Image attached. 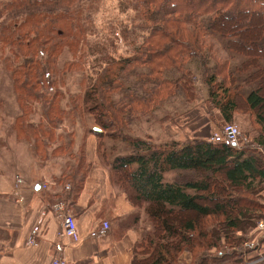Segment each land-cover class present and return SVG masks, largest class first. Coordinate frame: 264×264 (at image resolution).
<instances>
[{
  "label": "trees",
  "instance_id": "trees-1",
  "mask_svg": "<svg viewBox=\"0 0 264 264\" xmlns=\"http://www.w3.org/2000/svg\"><path fill=\"white\" fill-rule=\"evenodd\" d=\"M85 1L0 0V48L13 53L5 68L11 73L21 107L13 129L18 140L31 142L40 157H46L55 139L61 143L52 147L51 153L64 152L58 130L70 108L61 105L59 87L74 63H64L61 69L56 57L64 47L75 50L84 42L81 11L74 10V4ZM130 1L133 10L144 15L156 11L160 18L149 21L151 25L146 23L141 32L136 27L128 29L138 42L134 55L106 62L94 71L93 84L81 94L82 103L93 110L103 133L120 135L136 116L149 113L154 103L169 96L193 97L195 76L186 64L203 50L206 58H200V74L207 87L203 102L208 115L212 109L218 110L226 123H232L237 115L250 114V124L260 128V135L240 147L200 138L160 146L128 133L121 135L132 144L134 153L115 157L111 170L117 181L131 190V200L145 204L153 224L146 243H140L145 256L134 257L131 264H184L180 260L183 252L190 254L188 264H264V247H259L264 237L251 248L248 239L240 235L248 234L264 215V65L259 61L264 60V46L260 45L264 0ZM214 33L226 39L227 49L247 57L240 71L253 66L248 78L256 86L246 95L235 84L228 54L226 58L214 56ZM209 60L213 61L210 66ZM165 71L177 76L166 77ZM115 94L120 96L116 101ZM36 102L43 103L46 124L30 119ZM77 106L80 103L74 104ZM102 132L94 134L100 137ZM242 138L239 135L237 142ZM81 147L76 169L64 177L71 188L55 200L65 205H71L82 189L90 165L85 145ZM134 164L136 168L131 170ZM168 171L177 173L171 181H164L163 174ZM224 244L234 251L239 247V253H219Z\"/></svg>",
  "mask_w": 264,
  "mask_h": 264
},
{
  "label": "rangeland",
  "instance_id": "rangeland-1",
  "mask_svg": "<svg viewBox=\"0 0 264 264\" xmlns=\"http://www.w3.org/2000/svg\"><path fill=\"white\" fill-rule=\"evenodd\" d=\"M131 7L133 8L130 0H87L79 3L78 6L74 4V10L80 9L81 11L84 26V42L82 41L75 50L64 47L56 57L57 65L61 69L64 63H74L70 67V70L62 76V84L59 87L63 93L61 105L70 108L68 115L63 119L62 126L58 130L64 143L62 146L64 152L62 154L55 155L51 153L52 147L60 145V140L55 139V141L51 142L47 148L46 157H40L31 142L18 140L16 137L13 124L15 119L21 114V107L12 84L11 73L5 68L7 58H13V53L8 51L7 47L0 48V153H4L5 155V162L0 159V169L12 180H20L17 178L22 179L30 176H33L35 180L37 174L39 178L44 175L48 177L53 175V180H57L60 176L61 182H65V174L72 173L76 169V161L79 151L81 152V146L84 147L85 145L86 154V141H89V136L93 140L92 150L96 158L110 167L115 157L134 153L132 144L125 141L124 137L121 136L122 134L128 133L131 137L139 136L160 146L164 143L176 141L168 136L171 135V131H174V135L177 134V142L180 141L179 143L181 144L192 139L194 135L197 138L208 139L210 141L213 135H220L219 130L225 121L218 110L216 111L219 115L213 113L214 109L211 110L212 115H208L203 102L207 98V87L203 83L200 74V58L205 61V50L200 54L194 55L186 64L195 76L193 87L191 88L193 97L176 94L162 99L152 105L149 113L140 114L130 121L131 123H128V130L120 131V135L115 134L113 137L106 135V132L103 133L102 129L96 124L95 113H92L93 110H90L86 104L82 103L83 98L81 97V94L85 90L88 91L93 84L96 76L94 71L99 70L106 62L113 61L114 58L132 57L135 47L138 46V42L133 39L128 29L136 27L135 30L141 32V29L144 30L142 27L146 23L147 26L151 25L152 23L149 21L154 18H160L158 14H154L156 11H150L144 15L139 11L133 10ZM144 11L146 12L147 10L144 9ZM141 38L140 36V41ZM211 39V46L216 50L214 56L220 58L224 56L226 58L225 53L228 54L229 70H231L234 76L235 84L238 85V89L243 95L247 94L256 86V82L248 78L254 70L253 66L247 70L240 71L238 68L246 56L231 51L230 57L228 50H226L225 38L214 33ZM260 45L264 46V36ZM222 48H224V51ZM259 61H261L260 64L263 66L264 60L260 59ZM212 64L213 61L209 60V64L207 65L210 66ZM164 75L173 78L177 76V73L165 71ZM89 96H92L91 93H89ZM119 97V95L115 94L113 98L116 101ZM79 103V108L78 106L75 108L74 104L79 105ZM42 104V102L34 103V110L30 114L32 122L42 120L43 123H47V119L43 115ZM251 121L252 115L250 116V114L237 115L236 119L233 120L232 124L238 127L240 131L239 135L243 137L237 142L238 147L242 143L246 145L250 144L252 139L260 135L259 126L257 124L251 125ZM92 125L95 128L91 131L90 127ZM69 131L71 132L70 137L68 136ZM95 131L102 132V135L97 137L94 134ZM148 136L154 137L151 140ZM135 168L132 165L131 170ZM60 169L61 173L59 174L57 171ZM64 170L66 172L62 175ZM75 171L77 172V170ZM76 177H79L78 172ZM48 182L50 181H42L43 187L47 186ZM16 183L19 185L18 182ZM119 183L122 186L126 185L120 181ZM64 185L65 191H67L68 185L71 187L70 183ZM254 231L255 227L246 235L240 234L243 235L242 237L248 239L247 245L249 244L251 248L253 247V243L250 241L251 237L258 233L257 231L254 233ZM238 234L235 236L239 237L240 235ZM244 245L242 244L243 249ZM138 246L139 252L142 253L140 244ZM259 247H264V243H260ZM239 249L238 247L234 251L224 244L223 247L219 248L218 252L228 255L235 252L239 253ZM144 255L142 253L141 257ZM224 263L232 264L231 261Z\"/></svg>",
  "mask_w": 264,
  "mask_h": 264
},
{
  "label": "crops",
  "instance_id": "crops-1",
  "mask_svg": "<svg viewBox=\"0 0 264 264\" xmlns=\"http://www.w3.org/2000/svg\"><path fill=\"white\" fill-rule=\"evenodd\" d=\"M226 50L231 57V51L234 50ZM245 60L246 57L242 62ZM213 113L219 115L216 110ZM93 128L92 125L91 131ZM168 136L178 141L174 131ZM148 137L152 140L154 136ZM89 138L85 157L90 165L83 179L84 186L73 203L66 205L67 211L73 214L77 222L79 241L76 243L59 235L62 219L50 208L55 200L70 190V185L67 191L64 190V184L69 182H61L60 176L53 180V175L39 178L37 174L35 180L30 176L22 179L18 177L20 180L14 181L0 169V264H49L53 258L62 259L65 264H131L134 257L142 258L143 252L140 253L136 245L153 231V224L145 213V205L135 204L131 200V190L117 181L111 166L96 158L92 150V137ZM0 159L5 162L4 153H0ZM57 172L60 174L61 169ZM176 173L165 172L163 180L171 181ZM42 181L50 182L43 187ZM17 191L23 197L22 202L17 200ZM40 219V231L34 235L36 242L29 244L32 229ZM103 221L110 223L107 233L91 237L90 232L98 229ZM259 236L260 233H256L251 237L254 247ZM140 248L143 249L141 245ZM190 258L187 252L180 255L184 264H188Z\"/></svg>",
  "mask_w": 264,
  "mask_h": 264
},
{
  "label": "built area",
  "instance_id": "built-area-1",
  "mask_svg": "<svg viewBox=\"0 0 264 264\" xmlns=\"http://www.w3.org/2000/svg\"><path fill=\"white\" fill-rule=\"evenodd\" d=\"M220 135H213L212 140L213 142H221V143H227V144H232L235 145L238 140V136L240 134V131L238 130V127L232 123H224L219 130ZM68 188V186H67ZM18 197L17 200L18 202L23 201V197L18 193V191L15 193ZM51 210L58 214V216L61 217L62 223L59 229V235L62 237H65L69 239L71 242H78L79 241V233L77 230V222L73 214L66 209V205L63 201L58 200L55 201L51 204ZM42 223V220H38L37 224L34 225L33 227V234L29 237L28 243L29 244H34L35 241V234H38L40 231V225ZM110 228V223L108 221H103L101 226L96 229L92 230L90 232L91 237H100L104 236L107 231ZM255 231L260 233V236L257 239H260L264 237V215L257 219L255 223ZM254 245V243H253ZM254 247V246H253ZM259 259L255 260L258 261ZM252 262H248L246 264H251ZM49 264H65V261L62 259L58 258H53Z\"/></svg>",
  "mask_w": 264,
  "mask_h": 264
}]
</instances>
